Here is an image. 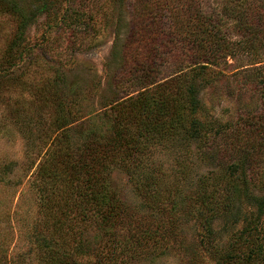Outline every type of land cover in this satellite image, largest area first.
<instances>
[{
  "label": "trees",
  "instance_id": "trees-1",
  "mask_svg": "<svg viewBox=\"0 0 264 264\" xmlns=\"http://www.w3.org/2000/svg\"><path fill=\"white\" fill-rule=\"evenodd\" d=\"M19 1L0 0V14L17 25L0 68L4 86L23 84L25 76L13 71L34 52L24 44L30 19ZM47 1L36 0L39 12L48 9ZM135 2L139 26L115 80L121 87L137 76L134 93L126 90V97L84 116L79 91L64 88L57 72L47 88L36 89L41 108L53 117L44 132L39 215L28 233L36 264H150L174 243L188 259L204 251L214 264H264V110H242L236 121L222 122L201 98L220 80L205 78L212 65L234 59L241 44L250 55L264 46V0H221L217 18L201 0ZM225 21L233 22L240 41L223 34ZM162 54L168 62L189 58L191 64L161 80ZM258 73L247 75L246 83L264 95ZM215 151L220 167L192 189L195 161ZM118 171L128 177L139 206L127 205L112 188ZM134 208L145 212L140 219Z\"/></svg>",
  "mask_w": 264,
  "mask_h": 264
},
{
  "label": "rangeland",
  "instance_id": "rangeland-1",
  "mask_svg": "<svg viewBox=\"0 0 264 264\" xmlns=\"http://www.w3.org/2000/svg\"><path fill=\"white\" fill-rule=\"evenodd\" d=\"M49 1L48 9L43 13L38 11L40 4L37 5L36 0L19 1L30 19L24 44L33 47L34 52L13 71L15 77L25 76L21 78L22 85L4 86L0 83V243L4 247L0 264L37 263L28 233L39 215V168L48 150L43 147L44 132L51 129L53 117L50 108H41L43 104L37 98L36 89L47 88L46 81L54 71L57 72L64 88L67 84L70 89L79 91V108H83L84 116L104 110L106 103L126 97L137 89L138 77L134 74L124 79L130 88L126 85L117 87L115 80L127 66L123 51L139 26L136 21L139 4H135V0ZM201 1L206 13L220 17L221 0ZM160 16L165 19L164 24L167 15L162 12ZM16 28L12 16L0 14V68L5 65L7 47ZM232 28L233 22L225 21L223 34L227 32L233 41H240ZM135 40L133 38L132 43ZM239 48L241 51L234 59L228 58L227 62L221 61L218 66L212 65L207 70L206 79L214 81L218 76L220 80L216 86L213 83L214 86H207L201 93L204 103L222 122L236 121L242 110H250L253 114H261L264 110V95L260 88L247 84L245 79L247 75L259 72L261 76L257 81H264V46H258L251 55L242 44ZM161 56L162 59L158 60L161 80L169 79L180 66L191 64L189 58H176L178 61L174 58L168 62L167 55ZM33 57H36L33 59L36 63L30 66ZM193 150L197 149L193 147ZM221 159L216 151L209 159H197L191 188H195L202 175L218 170ZM112 188L127 205L141 204L126 174L114 173ZM133 211L137 219L145 213L135 208ZM186 230L187 237L194 240V229L187 225ZM173 247L150 264H214L204 251H198L196 257L188 259L176 251L177 243Z\"/></svg>",
  "mask_w": 264,
  "mask_h": 264
}]
</instances>
